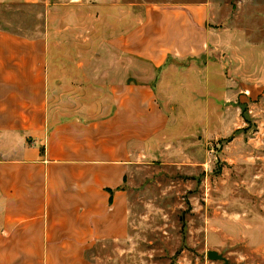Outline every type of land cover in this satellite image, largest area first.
Returning <instances> with one entry per match:
<instances>
[{
  "label": "rangeland",
  "instance_id": "374dc122",
  "mask_svg": "<svg viewBox=\"0 0 264 264\" xmlns=\"http://www.w3.org/2000/svg\"><path fill=\"white\" fill-rule=\"evenodd\" d=\"M108 2L0 0V29L50 36L52 80L67 83L58 88L59 103L51 100L59 116L79 107L68 84L82 75L76 66L100 80V69L110 65L103 41ZM161 2L210 4L218 42L207 61V88L197 80L203 75L192 74L189 90L170 91L165 136L126 180L128 235L96 243L86 258L91 264H225L208 257L216 250L230 264H264V0H112V31L130 28L146 4ZM132 61L112 50V66L121 63V72L132 65L142 79L155 76L148 64Z\"/></svg>",
  "mask_w": 264,
  "mask_h": 264
},
{
  "label": "crops",
  "instance_id": "0c3cea01",
  "mask_svg": "<svg viewBox=\"0 0 264 264\" xmlns=\"http://www.w3.org/2000/svg\"><path fill=\"white\" fill-rule=\"evenodd\" d=\"M108 6L110 65L100 80L76 66L73 114L51 110L67 83L52 80L50 36L0 29V264H91L96 243L126 237V180L165 136L170 91L189 90L192 74L207 88L218 42L208 2L148 3L124 31H112ZM112 50L155 76L142 79L132 65L121 72Z\"/></svg>",
  "mask_w": 264,
  "mask_h": 264
},
{
  "label": "water",
  "instance_id": "95a60500",
  "mask_svg": "<svg viewBox=\"0 0 264 264\" xmlns=\"http://www.w3.org/2000/svg\"><path fill=\"white\" fill-rule=\"evenodd\" d=\"M207 255L211 260H222L225 262V264H230L229 260L216 250H209Z\"/></svg>",
  "mask_w": 264,
  "mask_h": 264
}]
</instances>
